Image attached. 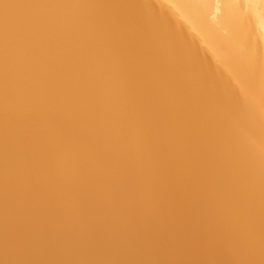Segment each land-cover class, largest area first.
Instances as JSON below:
<instances>
[{
  "label": "bare ground",
  "instance_id": "6f19581e",
  "mask_svg": "<svg viewBox=\"0 0 264 264\" xmlns=\"http://www.w3.org/2000/svg\"><path fill=\"white\" fill-rule=\"evenodd\" d=\"M0 264H264V0H0Z\"/></svg>",
  "mask_w": 264,
  "mask_h": 264
}]
</instances>
